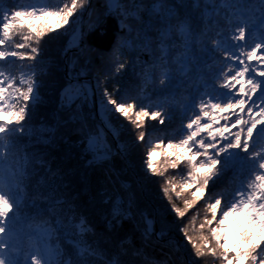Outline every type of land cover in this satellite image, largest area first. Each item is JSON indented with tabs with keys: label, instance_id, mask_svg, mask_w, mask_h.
Segmentation results:
<instances>
[{
	"label": "snow or ice",
	"instance_id": "1",
	"mask_svg": "<svg viewBox=\"0 0 264 264\" xmlns=\"http://www.w3.org/2000/svg\"><path fill=\"white\" fill-rule=\"evenodd\" d=\"M16 2L18 7L9 15L0 0V264H134L122 258L142 255L131 237L119 239L112 251L89 241L88 236H96L94 226L77 214L68 185L52 174L38 146L67 142L57 133L72 123L79 124L73 131L80 137L72 146L80 149L87 168L102 166L117 155L126 159L131 147L146 144L142 164L147 177L179 169V181L173 176L160 187L168 203L164 216L139 208L131 188L98 193L107 207L103 219L108 231L115 233L129 223L142 241L179 251L183 245L170 238L175 229L191 246L183 264H206L207 256L214 264H264V0H220L219 7L216 0H106L105 15L115 18L126 42H114L102 62L117 76L131 67L138 83L117 84L109 91L101 86L109 79L105 76L93 85L87 66L64 47L68 80L59 92L58 111L69 116H53L51 124L39 118L43 76L49 67L44 43L66 32L74 17L90 9L91 0ZM101 23L98 16L92 29ZM246 34L257 41L247 51ZM83 41L81 31L77 51ZM125 49L147 52L149 59L132 65L120 62ZM218 54L221 63L229 62L217 73L219 95L208 94L198 103L175 102L181 78L207 60L220 59ZM85 106L94 107L100 118L95 129L82 118ZM178 114L182 126L169 131L168 123ZM122 122L134 133L131 145L120 139ZM155 151H160V161L152 159ZM10 156L18 159L6 166ZM230 169L241 177L239 187L210 192ZM242 169L247 170L246 183ZM201 201L203 217L197 226L199 210L191 217L188 213ZM45 215L55 218V228ZM30 219L41 223L26 229L24 222ZM229 231L241 237L235 250L224 247ZM190 232L198 235L194 238Z\"/></svg>",
	"mask_w": 264,
	"mask_h": 264
},
{
	"label": "trees",
	"instance_id": "2",
	"mask_svg": "<svg viewBox=\"0 0 264 264\" xmlns=\"http://www.w3.org/2000/svg\"><path fill=\"white\" fill-rule=\"evenodd\" d=\"M104 1L106 2V0ZM23 2L24 0H21V3ZM55 2L56 0H51V3L54 4ZM170 2L178 3L179 0H170ZM104 4L102 0L101 2L100 0H95V2L92 0L91 7L85 15L84 21L82 22L83 16L76 17L75 22L79 26L77 29H75V24H71L63 35L55 39L46 38L44 43L45 58L49 67L47 73L43 76L44 84L41 93L44 98V103L39 107V118L47 120L49 124L53 122V116H55L57 120H67L69 116L67 111H58L59 92L68 80L63 69L65 61H63L61 50L74 42L76 33L79 34V31H81L80 24L88 20L96 10L95 21L91 23V25H87L88 28L86 27L84 32V55H87V58L81 59L80 64L87 66L86 74L89 78H94L96 76L103 81L105 76H108L109 79L107 83L101 86H107L109 91H112L117 84H120L122 87H128L138 83L137 77L131 67H126L123 73L117 76L107 63L102 62V55L109 52L114 42L120 44L126 42L125 37L118 29L115 18L105 15ZM216 4L217 7H219L220 0H216ZM3 6L8 10L9 15L11 10L18 7L16 0H4ZM221 11L224 10L221 9ZM98 16L102 17V23L99 28L92 29V25L96 22ZM52 22L55 23V21ZM228 34L227 29H225L224 35L227 36ZM210 35L216 38L214 32ZM117 38H119L118 41ZM255 40L256 38L254 36L246 34V51L250 50ZM148 59L149 54L139 50L133 52L125 49L123 54L120 55V62L127 61L129 65H132L134 60L147 61ZM222 60V55H220V59L216 61L207 60V63H201L196 68H193L186 79L181 78L183 79V86L177 91L175 102L198 103L200 99H205L208 94L218 96L221 90L215 88V86L218 85L221 77H219L217 73L221 69L227 68L229 63L227 61L221 63ZM209 65H212V67L210 68ZM136 71H140L138 65ZM256 110L258 111V109ZM191 114L192 113H190V115ZM82 118L88 128L95 129L100 123V118L96 115L94 107L90 108L89 106H85L82 111ZM114 122L119 123L117 121ZM122 123L123 130L120 139L131 145L134 140V133L130 130L131 126L128 125L127 122ZM148 123L149 125H157L156 121H149ZM182 123L183 121L178 114L171 123H168V130L178 131ZM159 127L164 128V126ZM78 128V123H72L67 127H61L57 135L62 133L67 142L57 140L51 145H40L38 147L42 154L46 156L52 174L59 175L64 183L68 185V195L75 197L73 203L76 206L77 214L85 215L88 221L94 226L96 236L93 237L90 235L87 239L89 241L97 240L100 248L112 251L115 249L116 242L119 239L131 237L132 243L136 247L142 249V255L133 257L129 254L122 259L125 262L133 261L134 264H163L165 261H167L168 264H183L184 261H187L191 256V246L184 240L182 234L175 229L170 233V238L175 239L178 244L183 245L179 251H172L168 247L162 246L159 242L142 241L139 233L134 232L129 223H125L124 226L115 233L108 231L103 219L107 207L101 203L100 196L98 195V193L105 189L109 192H114L120 191L121 186L124 188H131V194L134 195L136 205L139 208L147 209L152 214H154L155 208L156 214L158 213L160 216H164L165 210L168 208V203L163 198L160 187L165 179L173 176H176L177 181H179V169H169L164 177H147L143 171L142 164V157L147 149L146 144L131 147L130 153L126 159L117 155L114 156L110 162L102 166L87 168L85 167L84 158L80 155V149L72 146L73 142L77 144L79 142L80 137L78 133L73 131ZM109 136L111 135H108V140L112 143L113 147H115V141H111ZM174 138L178 139L179 136H175ZM260 143H264V141ZM155 152L157 155L153 160L160 161L162 159L160 151ZM241 171L244 173V182L246 183L247 170L242 169ZM240 182L241 177L235 175L234 170L230 169L220 177L215 185L210 186L209 191L211 192L213 189H216L232 192L239 187ZM157 198H160L161 201H157ZM175 202L178 206L182 207V200L177 199ZM203 208L204 202L201 201L188 213V217H191L199 210L200 217L196 221L197 226L203 217ZM31 215L34 216L35 213H31ZM188 217L185 219L187 220ZM168 218L172 219L171 214H169ZM43 219L48 220L51 226L55 228V218L53 216L45 215ZM38 223H41V220L30 219L24 222V227L27 229L29 224L35 227ZM244 223V221H241L242 225ZM242 230L243 228H241V231ZM190 234L193 235L194 238L198 235L196 232H190ZM61 243H63V241H61ZM253 243H255V240ZM247 247L248 245L245 244V248ZM204 260L206 264H214L211 256L205 257ZM215 264H219V262L216 261Z\"/></svg>",
	"mask_w": 264,
	"mask_h": 264
},
{
	"label": "rangeland",
	"instance_id": "3",
	"mask_svg": "<svg viewBox=\"0 0 264 264\" xmlns=\"http://www.w3.org/2000/svg\"><path fill=\"white\" fill-rule=\"evenodd\" d=\"M91 2H92V0H91ZM94 2H95V0H94ZM100 2H101V0H100ZM102 2L105 3L104 0H102ZM87 12H88V11H85L84 14H87ZM96 12H97V10L94 11V13L92 14V16L89 17L88 20H86V21L84 22V28H85V30H86V27L88 28L87 25H91V23H93V22L95 21V19H96V15H95ZM82 18H83V17H82ZM75 20H76V17L73 18V22H72V24H75V25H76V28H75V29H77L79 26L76 24ZM80 26H82V23L80 24ZM80 32H81V31H79V34H80ZM63 34H64V32H63ZM63 34H61V35H63ZM79 34L76 33V37H75V39H74V42H73L72 44H70V46H68V48H70V49L72 50L71 53H70V55L77 56V57H79L80 60H81V59H83V58L86 59V58H87V55H84V54H85V49H84V47H83L80 51H77L76 48L74 47L77 43H79ZM61 35H59V36H61ZM59 36H58V37H59ZM255 42H257V41L255 40ZM255 42H254V43H255ZM254 43H253V46H254ZM83 44H84V43H83ZM62 55H63V54H62ZM63 61H65V62H64V66H63L64 73H65V75H67V79H68V70H67V68H66V63H67V62H66L64 56H63ZM25 63H28V62L26 61ZM23 70L26 71L27 69H23ZM14 74H17V75H18V72H15ZM89 79H90L91 83H92L93 85H95L97 77L95 76L94 78H89ZM94 109H95V108H94ZM109 138H110L111 141H112V137L109 136ZM165 151H167V150H165ZM156 155H157L156 152H153V153H152V159H154V158L156 157ZM15 159H18V157L10 156V157L8 158V160H7V165H8V164H12L13 161H14ZM157 201H161L160 198H157ZM155 210H156V209L154 208V215L156 214ZM240 240H241V237H240V235H239V232L229 231V233H228V235H227V237H226V243H225L224 247H225V248H231V249L235 250V246H236V244H238V243L240 242ZM241 247L245 248V244L241 245ZM240 264H244L243 260H241Z\"/></svg>",
	"mask_w": 264,
	"mask_h": 264
},
{
	"label": "bare ground",
	"instance_id": "4",
	"mask_svg": "<svg viewBox=\"0 0 264 264\" xmlns=\"http://www.w3.org/2000/svg\"><path fill=\"white\" fill-rule=\"evenodd\" d=\"M85 15H86V14H83L82 22H83L84 19H85ZM81 31H83V33L85 32L84 23H82Z\"/></svg>",
	"mask_w": 264,
	"mask_h": 264
},
{
	"label": "water",
	"instance_id": "5",
	"mask_svg": "<svg viewBox=\"0 0 264 264\" xmlns=\"http://www.w3.org/2000/svg\"><path fill=\"white\" fill-rule=\"evenodd\" d=\"M83 43H84V41H83Z\"/></svg>",
	"mask_w": 264,
	"mask_h": 264
}]
</instances>
